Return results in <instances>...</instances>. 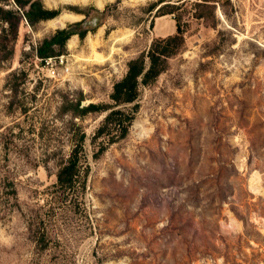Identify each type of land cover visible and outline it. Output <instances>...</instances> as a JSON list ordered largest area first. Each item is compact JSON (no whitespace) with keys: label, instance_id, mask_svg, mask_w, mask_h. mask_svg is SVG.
<instances>
[{"label":"rangeland","instance_id":"obj_1","mask_svg":"<svg viewBox=\"0 0 264 264\" xmlns=\"http://www.w3.org/2000/svg\"><path fill=\"white\" fill-rule=\"evenodd\" d=\"M157 1L43 0L88 11L65 24L85 20L88 34L58 49L55 77L36 48L59 28L22 20L0 66V264H264V0H169L163 16L149 12ZM175 15L186 49L142 86L129 133L104 153L93 136L105 113L76 118L81 173L60 193L74 139L61 95L111 104L128 61L174 33ZM17 69L28 77L12 92Z\"/></svg>","mask_w":264,"mask_h":264},{"label":"trees","instance_id":"obj_2","mask_svg":"<svg viewBox=\"0 0 264 264\" xmlns=\"http://www.w3.org/2000/svg\"><path fill=\"white\" fill-rule=\"evenodd\" d=\"M203 1L207 2L209 0ZM195 5L207 4L195 2ZM218 5H220L219 2L212 6L214 12ZM169 7L175 8L176 6L170 4L169 0H158L150 5L149 12L155 11L156 16H163L173 12L166 11ZM220 7L227 14L224 7L222 5ZM95 10L101 13L99 9L95 8ZM77 12L78 14L88 15V11ZM60 13L61 10L59 9L46 7L43 0H0V66L10 62L14 57L15 45L19 38L20 25L23 19L31 27H35L39 22L53 19L59 16ZM194 15L198 18H206L202 14ZM221 15L223 16L222 13ZM175 20L176 31L174 33L165 37H155L147 51L128 61L127 72L113 84V90L110 94L113 101L111 104L91 102L84 105V95L76 99L70 98L66 94L61 95L63 105L60 112L72 116V120L67 127L70 130H74V139L70 156L62 160L56 173V187L60 189V193L65 194V192L69 191L77 183L81 173L80 153L84 148L87 134L76 118H84L91 112L105 113L102 124L93 136L94 141L102 139L99 142V149L95 153L96 156L104 153L111 144L126 137L135 119V114L140 107L139 98L142 86H150L156 83L158 78L169 70L170 59L186 49L185 35L189 30V24H183L180 16L175 15ZM84 23L85 20H81L57 29L52 36L44 38L36 48L37 55L45 61L48 57L59 55L57 53L58 49H64L72 36L78 35L80 38L85 39L88 29L80 27ZM151 25L154 27L155 17L152 19ZM213 27L217 28V25L213 24ZM21 76H24V79L28 77L25 71L18 69L9 74V82L6 86H9L12 92H17L20 83H22L17 82L21 79ZM12 104H14L13 101H11ZM129 104L133 105L132 111L124 109ZM9 141L14 143V138H10ZM7 146H10V144H7ZM13 193L15 196L18 195L16 188H14Z\"/></svg>","mask_w":264,"mask_h":264},{"label":"bare ground","instance_id":"obj_3","mask_svg":"<svg viewBox=\"0 0 264 264\" xmlns=\"http://www.w3.org/2000/svg\"><path fill=\"white\" fill-rule=\"evenodd\" d=\"M104 1L105 0H98V4L99 5H103L104 4ZM81 15L79 14H76V13H63L53 19H49L48 22H49V27L51 28H60V27H63L65 26V24L69 21H73V20H76L77 18H79ZM75 37L76 35L72 36L69 41H68V46L69 47H74L76 45L75 43ZM118 40V39H117ZM103 58L102 55H99Z\"/></svg>","mask_w":264,"mask_h":264},{"label":"built area","instance_id":"obj_4","mask_svg":"<svg viewBox=\"0 0 264 264\" xmlns=\"http://www.w3.org/2000/svg\"><path fill=\"white\" fill-rule=\"evenodd\" d=\"M59 58V63L64 64L65 58L64 56H55V57H48L45 59V65L43 68H46L47 71L49 72L50 76H56L57 71L54 68V64L57 63V59ZM64 71L68 72L69 71V66H65Z\"/></svg>","mask_w":264,"mask_h":264},{"label":"crops","instance_id":"obj_5","mask_svg":"<svg viewBox=\"0 0 264 264\" xmlns=\"http://www.w3.org/2000/svg\"><path fill=\"white\" fill-rule=\"evenodd\" d=\"M165 29H168V27L165 26Z\"/></svg>","mask_w":264,"mask_h":264}]
</instances>
